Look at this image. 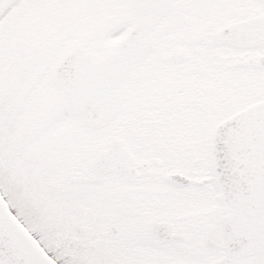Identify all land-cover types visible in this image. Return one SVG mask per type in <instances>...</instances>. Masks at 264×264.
Listing matches in <instances>:
<instances>
[{
    "label": "rangeland",
    "instance_id": "374dc122",
    "mask_svg": "<svg viewBox=\"0 0 264 264\" xmlns=\"http://www.w3.org/2000/svg\"><path fill=\"white\" fill-rule=\"evenodd\" d=\"M242 1L176 0L173 10L151 33L157 43L149 55L117 87L122 95L119 115L102 129L92 131L77 125L64 111L61 98L43 70L34 85L35 92L27 93L22 102L25 107L32 106L34 112L38 108L41 120L39 132L26 141L18 132L17 138L16 132L5 134L6 117L16 104L18 70L40 60L35 77L77 44L98 59L115 50L138 17L130 0L9 1L3 9V23L0 17V189L8 204L16 207L43 239L49 241L57 231L55 228L52 232L51 221L57 202L64 198L62 189L68 177L62 181L54 171L65 156L86 164L112 135L120 134L135 143L182 131L184 139L196 146L201 166L209 156L213 126L264 98V78L255 85L240 69H228L219 58L232 51L212 41L219 26L206 30L210 22L198 17L216 8H234ZM48 47L52 49L50 55ZM177 47L189 52L187 60L178 64L159 62L161 54ZM215 61L218 67L208 71ZM26 126L23 124L24 129ZM10 128L17 129L15 122ZM190 157L184 159L185 168L193 165ZM207 187L212 196L213 191ZM201 255L206 253L201 250Z\"/></svg>",
    "mask_w": 264,
    "mask_h": 264
},
{
    "label": "flooded vegetation",
    "instance_id": "af4514ba",
    "mask_svg": "<svg viewBox=\"0 0 264 264\" xmlns=\"http://www.w3.org/2000/svg\"><path fill=\"white\" fill-rule=\"evenodd\" d=\"M0 1L3 6V0ZM263 14V0H243L234 8H216L212 13L198 17L210 22L206 30L219 26L218 30ZM0 34L3 40V31ZM217 45L232 51L219 58L228 69H240L241 74L252 79L254 84L264 78V66H257L258 56H264V46ZM46 52L50 55L51 47ZM164 59L162 54L158 57L160 63L183 62L168 63ZM31 64L36 65L35 69L21 85L16 75V104L8 112L5 123L6 135L16 132L17 138L18 132L24 141L34 139L41 120L37 113L39 109L34 112L32 106L25 107L23 98L27 93L35 92L36 81L43 70L47 73L51 66L49 64L33 77L41 62L36 59ZM216 64L213 62L208 71L217 68ZM0 74L3 76L2 66ZM42 121L46 122L45 119ZM14 122L17 129L10 128V123ZM23 124L27 125L25 129ZM115 138L122 141L131 156L132 163L126 170L98 175L89 170L90 161L86 164L73 162L72 157L65 156L54 171L62 181L68 178L62 189L64 198L57 202L51 221L52 232L55 228L57 231L49 241L44 238L53 248L67 253L65 264H211L221 259L226 251L221 243L218 221L230 211L218 200L216 203L213 197L217 199L216 188L209 177H197L202 186L193 187L194 181L188 171L199 167L196 146L184 139L180 131L173 136H153L157 140L149 137L135 140V143L115 134L102 143L103 149ZM189 155L194 162L185 168L184 159ZM173 174H182L189 182L181 185L166 178ZM207 185L213 191L212 196ZM173 202L190 209L191 218L185 225L169 229L166 225L160 227L150 223V218L155 215L152 212L154 206ZM201 250L206 255H201ZM232 264H264V253L236 259Z\"/></svg>",
    "mask_w": 264,
    "mask_h": 264
},
{
    "label": "water",
    "instance_id": "95a60500",
    "mask_svg": "<svg viewBox=\"0 0 264 264\" xmlns=\"http://www.w3.org/2000/svg\"><path fill=\"white\" fill-rule=\"evenodd\" d=\"M132 2L136 14L146 16L126 33L114 53L94 62L93 56L79 45L61 56L50 71L51 82L64 101L63 107L85 128H100L115 118L121 99L116 87L152 47L154 40L147 34L172 8L174 0ZM213 39L237 47L262 46L264 15L225 27L216 32ZM186 57V52L176 50L166 59L172 63ZM257 66H264V56L259 57ZM32 69L24 68L19 74L20 80L23 81ZM219 142H223L226 160L223 180L215 182L218 199L226 210L234 211L231 235L225 239L229 256L223 261L232 262L251 252H264V100L215 126L210 154ZM120 147L121 141H113L107 150L99 153L89 169L98 175L126 170L132 161L117 153ZM166 178L181 185L188 182L179 175ZM0 203L8 205L1 191Z\"/></svg>",
    "mask_w": 264,
    "mask_h": 264
},
{
    "label": "snow or ice",
    "instance_id": "6c2138e0",
    "mask_svg": "<svg viewBox=\"0 0 264 264\" xmlns=\"http://www.w3.org/2000/svg\"><path fill=\"white\" fill-rule=\"evenodd\" d=\"M223 149V142H219L205 163L188 171L193 187L202 186L197 177H209L210 182L223 180L226 160ZM152 212L155 215L150 223L169 229L185 225L191 218L190 209L178 202L154 206ZM66 255L50 246L16 207L0 203V264H65Z\"/></svg>",
    "mask_w": 264,
    "mask_h": 264
}]
</instances>
